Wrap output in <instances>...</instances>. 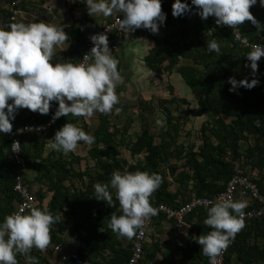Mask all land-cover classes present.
Returning <instances> with one entry per match:
<instances>
[{
  "label": "trees",
  "instance_id": "16d2710c",
  "mask_svg": "<svg viewBox=\"0 0 264 264\" xmlns=\"http://www.w3.org/2000/svg\"><path fill=\"white\" fill-rule=\"evenodd\" d=\"M37 3L44 4L45 0H37ZM187 3L191 5V0H187ZM34 8L38 7L33 2L26 3L24 6L27 11H32ZM193 9L195 12L189 17L191 20L195 16H200L197 6L193 5ZM162 11L170 17V20L177 18L172 14V5L162 7ZM250 11L261 24H264V7L257 3L250 8ZM37 12L44 14L43 10ZM12 16L13 14L8 10L6 25L16 22L11 20ZM215 21L214 16H209L207 19L199 17L195 28L185 29L182 33L181 41L170 40L165 43L164 47L157 45L152 50L147 58V65L158 75L171 74L180 65L182 59L192 62L191 65L181 67V74L195 95L191 99L189 98V101L175 95L173 85L168 87L170 97H162L158 102L160 109L164 111V117H166V127L159 132V142L145 117L140 134L133 137L135 140L130 139L128 135L129 125L132 122L122 128L117 124L111 126L108 122L109 117H104L94 134L95 148L92 155L93 158L98 159L96 167H100L104 172L94 176L92 170L87 168L84 175L89 177L91 184L85 191L72 194L63 193L59 186L64 187V180L72 174V166L68 170L62 159L57 161L43 159L46 139L50 134L55 135V126L48 133L34 134L24 138L23 154L28 163V171L38 172L41 170L47 173L41 177V182H48V186H46L48 192L43 189L33 190V186L29 187L30 190L38 200L41 209H44L42 202L51 192L53 193L52 199L47 203L45 209L53 214L62 212L68 219L79 215L78 221L71 220L68 223H63L60 219L57 222V224L60 223L61 226L68 228L75 239L84 243L89 242L90 246L95 247L94 244H90V240L91 238H101V235L96 234L97 230L108 231L111 214H123L119 212L120 204L114 189H112L114 204L111 206L106 201L96 199L94 188L96 182H109L114 170L123 171L128 165L127 162L118 159L119 152L115 141L118 135L122 137L120 145L126 147L132 157L143 155L142 159L129 166L127 171L134 172L139 169L156 172L163 177V183L150 197L152 205L165 203L173 208H178L194 196L214 198L226 189L228 182L236 175L245 176L253 181L264 195V61L262 59L258 61L259 69L253 77L252 69L247 66L250 61L245 56L251 49L236 43L232 32L223 28V25H217ZM242 25L245 35L252 42L264 44V30L258 31L257 27L249 20L243 22ZM212 29L215 33L210 36L209 31ZM78 32L76 25L73 28V35L76 36ZM213 38L217 39L220 44L221 51L219 53H209L206 50L207 42ZM182 41L183 43L180 44ZM232 76L237 80L258 78L260 83L251 89L241 86L236 91H229L232 86L228 83V78ZM194 101L197 102L195 109L192 108ZM144 104L141 105L143 108ZM182 106L186 107L187 111ZM145 107L148 111L157 114L153 105ZM178 107L183 109L181 112L186 111L185 118L207 117V121L203 123L196 135L197 140L202 141L200 146L190 144L191 146L189 145V149L186 150L185 144L178 143L179 131L182 129L180 125L182 117L177 114L180 112ZM53 109L54 106L50 108V111ZM48 114L26 119L24 124L44 122L47 120ZM66 119L65 116L58 122L60 128L68 122ZM14 122L15 120L12 121V123ZM72 123L82 127L77 121ZM18 127H20V123L13 124V129ZM188 134L187 138H190L191 131ZM27 142L38 143L34 147H27ZM172 147L175 148L173 151H171ZM101 157H105V160L103 161ZM173 160H176L177 163L184 161V169L172 164ZM164 167L168 168L174 179L173 183L177 185L175 192L170 188L171 183ZM63 168L68 176L60 175V169ZM54 170L57 173V178L53 174ZM14 175L15 166L11 157V143L7 133H0V221L6 215L12 214L19 200L14 191ZM78 175L83 177L81 174ZM25 183L27 185L26 179ZM188 193L190 196L185 199ZM70 199H72V203ZM252 203H247L244 211L258 207L257 203L253 205ZM67 207L69 210H66ZM104 214H108L109 218L103 216ZM206 217L207 209L201 208L187 219V223L192 225L191 234L197 231L199 237L211 230L210 226L204 223ZM164 220L167 218L160 216L154 224H160ZM144 248L145 252L149 251L147 243ZM194 249V254L189 257V259L191 258L190 264H209V257L203 254L198 241L195 242ZM161 251L162 249L158 247L157 251L152 254L147 252V257L154 259ZM79 253L85 256L83 252ZM29 254L38 257L39 264H49L42 257V250L33 248ZM131 254V251L127 250L122 264L127 263ZM88 258L91 259L90 256ZM24 259V255L18 254V262H22ZM224 264H264V216L250 221L239 231L235 244L226 255Z\"/></svg>",
  "mask_w": 264,
  "mask_h": 264
},
{
  "label": "clouds",
  "instance_id": "9594fccd",
  "mask_svg": "<svg viewBox=\"0 0 264 264\" xmlns=\"http://www.w3.org/2000/svg\"><path fill=\"white\" fill-rule=\"evenodd\" d=\"M257 3L264 7V0H175L173 16H181L197 6L202 19L216 18L217 25H227L237 30V25L246 20L252 22L258 31L264 30L250 8ZM90 15L103 16L116 14L120 28L128 33L138 28L158 33L166 20L162 11V0H87ZM62 11V10H61ZM123 13V18L118 16ZM69 40L65 26L44 20L30 23L13 22L0 25V133H11L12 121L20 108L48 114L52 102H58L53 120L72 114L91 118L96 112H120L117 86L123 83L118 65L119 60L112 54L107 33L90 36L93 47L86 53L82 62L53 63L57 47ZM149 42L144 39H136ZM247 43V41H245ZM209 53L221 51L217 39L207 42ZM252 75L259 69L258 61L264 57V44H251L245 55ZM92 58V63L87 61ZM232 86L251 89L260 83L258 78L237 80L228 78ZM160 126L166 124V117L156 120ZM43 126H40L42 129ZM32 130V126H28ZM39 130V129H38ZM49 147L65 154L77 150L79 142H95V137L72 122L65 123L49 140ZM13 146H19L14 141ZM163 183V177L156 172L136 170L134 172L114 170L109 182H96V199L113 206V192L122 208L121 215L111 214L109 227L121 237L132 238L149 216L157 214V208L150 202L152 194ZM246 200L218 199L207 209L204 223L210 226L207 234H201L197 241L209 264H219L221 254L231 244L235 235L245 226ZM62 212L53 214L47 209L32 207L25 212L8 214L0 221V264H18V254L25 256L26 264H39V258L29 253L33 248L45 249L51 239L52 227L60 221Z\"/></svg>",
  "mask_w": 264,
  "mask_h": 264
},
{
  "label": "crops",
  "instance_id": "0c3cea01",
  "mask_svg": "<svg viewBox=\"0 0 264 264\" xmlns=\"http://www.w3.org/2000/svg\"><path fill=\"white\" fill-rule=\"evenodd\" d=\"M33 3H35L38 8H34L32 11L26 10L27 13L20 15L17 22L30 23L36 21L35 16L38 14L37 11L43 10L44 14L42 16L44 21L57 25H64L65 31L69 35V40L63 45L57 47L53 57V63H77L82 53L85 51L86 40L90 39L92 34H96L97 28L116 18V14L103 16L102 14L95 13L90 15L87 10V0H45L44 4L37 3V0H35ZM8 10V7L2 9L4 14H0V25H6L5 23ZM194 12L195 10L193 9L184 15L176 16L177 18H173L172 20H170V17L166 15V20L162 25H160L158 33H152L149 29L138 28L135 32L130 33L120 29L115 34L114 44L117 46V50L112 49L113 43H109V46L113 51V56L119 60L118 69L124 80L123 83L119 84L116 89L119 94L120 102L115 107H120L122 110L120 112L113 110L111 113H114L119 118L121 117L120 114H127L129 116V111L132 110V107H142V104L152 102L153 98H157L159 96L163 87H169L170 85H173L175 91L177 92L178 90L179 94L181 93L179 97L184 99L182 88L183 83L186 84V82L181 74V67L191 65L192 62L190 60L182 59L180 65H178L171 74L158 75L148 67L147 58L157 45L164 47L165 43L170 40L173 42L181 41L182 33L185 29L191 30L192 28H195L197 19H199L200 16H195L193 17V20H191L189 17ZM118 16L123 17V13H118ZM75 23L79 31L76 36L73 35V28L74 26L76 27ZM212 31L214 30L212 29L209 31V35ZM140 38L146 39L150 45H147L145 41L136 40ZM182 43L183 41L180 42V44ZM185 96L188 98L193 97L194 95L188 93ZM55 103L56 101L52 102V107H55ZM41 115L47 116V114H41L38 111L34 112L28 108H21L16 113L15 122L13 124L15 125L20 123L21 127L26 125L24 124L26 119L38 116L41 117ZM66 117V121H77L79 125L85 128L84 130L86 132L94 135L101 125L102 119L109 116L108 113L104 114L96 112L91 118L73 116L72 114H68ZM133 121L134 119L130 117L129 122L133 123ZM108 122L111 126L117 124L118 127H122L124 125L120 124L122 121H118V123L116 121L114 123L108 119ZM58 129H60V126L57 123L55 125V132ZM53 137L54 136L50 134V136L46 139L43 159H51L52 161L62 159L68 170L70 166H72V174L70 176H68V173L64 168L60 169V175H67L68 178H66L63 182L65 188L63 186L59 187H61L63 193L72 194L78 191H85L91 184L89 177L84 175V173L87 172V168L92 170V175L94 176H97V173L104 172V170L100 167H96L98 159L92 157L94 154L93 149L95 148L94 143L87 144L80 141L76 151L65 154L62 151H56L49 147V140ZM36 143L38 142H27L26 144L27 147H34ZM192 143H197V146H200V139H196L192 141ZM101 159L104 161L105 157H101ZM44 174L47 173H45V171L42 172L41 170L38 172L27 171L25 175L27 185L30 188L33 186V190H47L46 186H48V182H46L44 178L43 180L46 184L45 182H41V177ZM53 174H55V177L57 178L55 170L53 171ZM78 174L83 175V177ZM35 179H37L36 182ZM176 189L177 187L171 190L175 192ZM52 196L53 193L49 192L42 202V207L44 209L47 207V203H49L52 199ZM188 196H190V193L186 194L185 199H187ZM187 201L188 200L185 202ZM70 202L72 203V199H70ZM66 210H69V208L67 207ZM119 212H122L121 207ZM103 216H107V219L109 218L108 214H104ZM78 217L79 215L75 218L68 219V217L62 215L61 220L63 223H68L71 220L78 221ZM191 228L192 225L187 224L183 230H180L170 220H164L160 224L155 223L147 237L146 243L149 247V251L147 252L148 254H152L154 251H157L158 247H160L162 251L157 254L154 259H149L147 257V252L144 251V256L140 264H190L191 258L189 259V257H191L195 252L194 245L198 238L197 231L191 234ZM51 233L54 236V240L63 245L64 251L83 252L85 256L87 255V258L90 256V260L95 264H122L127 250L131 251L132 254L134 251L135 237L134 239L129 240L128 237H121L111 228H109L108 231H105V229L97 230L96 234L101 235V238H91L90 240V244H94L95 247L90 246L89 242L84 243L81 240L75 239L70 230H68L65 226H61L60 223L55 224L52 227ZM42 253V257H44L49 264H65L61 261L60 255L56 253L45 251L44 249L42 250ZM18 264H26L25 259L22 262H18Z\"/></svg>",
  "mask_w": 264,
  "mask_h": 264
},
{
  "label": "built area",
  "instance_id": "2783aa9c",
  "mask_svg": "<svg viewBox=\"0 0 264 264\" xmlns=\"http://www.w3.org/2000/svg\"><path fill=\"white\" fill-rule=\"evenodd\" d=\"M30 2H35V0H11L8 5L9 11L13 14L11 20L17 22V19L20 17V15L26 14L27 12L24 9V6L26 3L29 4ZM174 2L175 0H162V7L173 5ZM42 15L43 14L38 13L35 16L36 21L44 20ZM119 17L123 18L121 16ZM223 28L230 30L234 35L235 42L245 48L251 49V44L260 43L252 42L250 38L245 35L242 24L236 26V28H238L237 30H234L233 27L227 25H223ZM120 29L121 28L116 17L115 19L108 21L101 27L97 28L96 34L107 33L109 43H113L112 49L117 50V46L114 44V41L115 34ZM213 34L214 31L210 32V36ZM245 41H247V43H245ZM92 47V41L87 39L85 43V51L82 53L77 63L82 62L84 55L89 53ZM261 59L264 61V57H261ZM92 62V58L87 61V63ZM57 107L58 102L55 103L54 109L48 114L46 121L29 123L12 129L11 133H7L11 143V157L15 166L14 191L17 193L19 199L17 201L16 208L12 213L18 211L21 207L25 209V212L30 211L32 207L40 208L38 200L30 190L29 186L25 183V175L28 171V163L23 154V141L27 136L50 132V130L65 117L61 116L60 118L53 120V116ZM28 126H32L31 131L28 130ZM40 126H43L42 129ZM14 141H19L20 145L13 146L12 144ZM218 199L246 200L249 204L253 202L252 205L257 203L258 207H254L251 210H245V225L254 219L264 216V195L259 191L257 185L253 181L245 176L236 175L228 182L226 189L214 198L194 197L178 208H173L165 203L154 204L153 206L157 208V214L147 217L143 226L137 231L134 241V251L127 264H140L144 256V246L147 241V237L154 225L155 220L160 216L166 217L167 220L172 221L178 229L183 230L188 224L187 219L197 209H208L210 204L216 202ZM238 233L232 239V242L228 248L221 254L219 258V264L225 263L226 255L231 247L235 244ZM44 250L60 255L61 261L65 264H95L89 258L81 255L77 251H64L63 245L54 240L52 233L49 245Z\"/></svg>",
  "mask_w": 264,
  "mask_h": 264
},
{
  "label": "rangeland",
  "instance_id": "374dc122",
  "mask_svg": "<svg viewBox=\"0 0 264 264\" xmlns=\"http://www.w3.org/2000/svg\"><path fill=\"white\" fill-rule=\"evenodd\" d=\"M178 81H180V80H178ZM167 87L168 86L163 87V89H161V92H160L159 96L157 98H153V101L152 102L145 103L143 105L144 108L143 107H132V110L129 111V116L134 119L133 123H131L129 125L128 135H129L130 139L135 140V138H133V137L140 134L141 129H142V125H143V118L145 117V118H147V122H148L149 126H151L152 133L155 136H157L156 137L157 141L158 142L160 141L159 132H160L161 129H163L164 127H166V124L164 126H160V125H158L156 123V120L158 118H161V116L164 117V111L162 109H160L158 102H159L160 99H162V97H170V92L167 89ZM182 89H183V92L182 93H183L184 99L190 101L189 98H192V97H188L187 98V96H185V95L188 94V93H191V94L195 95V93L185 83H183V88ZM180 94H179L178 90H177V92L175 91V95L180 96ZM150 105H153V107H155V111L157 112V114H154L153 112L148 111L146 109L147 107H145V106H150ZM196 106H197V102L194 101L192 108L195 109ZM180 107H178V108H180ZM182 108L183 109H186V111H187V108L186 107H183L182 106ZM182 108H180L179 109L180 112L177 113L179 117H182L181 118V123H180L182 129L179 131L180 132L179 133L180 134V137H178V143L185 144V149L188 150L189 149V145L190 144H193L192 141H194V140L197 139V136L196 135L200 131V128L202 127L203 123L205 121H207V117H202V118H194V117L185 118L184 115L186 114V111L181 112L183 110ZM120 115H121V117L119 118L114 113H111V112L108 113V116H109V119H110L111 122H114L115 123L117 121V123H118V121L119 122L122 121V123H120V124L121 125L124 124V125L127 126L128 125V122L130 121V117L127 114H123V115L120 114ZM122 128H124V127H122ZM190 131L192 133V136L190 138H187L188 135H189L188 133ZM186 138H187V140H186ZM121 140H122V137L120 135H118L116 137V139H115L116 145H117L116 148H117V150L119 152L118 159L120 161H125V162L128 163V165L126 166V168L123 171L120 170L121 172H124L125 170L128 169L129 166H131L133 164H136L139 159H142V156L143 155L136 156V157H132L130 155L129 151H127L126 147L120 145ZM185 140H186V143H185ZM196 144L197 143H195V145ZM201 144H202V141H200V145ZM174 149L175 148L172 147L171 148V151H173ZM90 163H92V162H90ZM171 163L174 164V165H177L180 169H184V167H185L184 166V163H185L184 161L181 162V163H177L176 160H173V161H171ZM164 169L167 170L166 171L167 172V176H168V179H169V181L171 183L170 188L173 189V188L177 187V185L173 183L174 179L171 176L170 171L168 170V168L164 167Z\"/></svg>",
  "mask_w": 264,
  "mask_h": 264
},
{
  "label": "water",
  "instance_id": "95a60500",
  "mask_svg": "<svg viewBox=\"0 0 264 264\" xmlns=\"http://www.w3.org/2000/svg\"><path fill=\"white\" fill-rule=\"evenodd\" d=\"M2 1H4V3H2ZM9 5V0H0V14H4V12L2 11L3 8L8 7ZM3 17V16H2Z\"/></svg>",
  "mask_w": 264,
  "mask_h": 264
},
{
  "label": "flooded vegetation",
  "instance_id": "af4514ba",
  "mask_svg": "<svg viewBox=\"0 0 264 264\" xmlns=\"http://www.w3.org/2000/svg\"><path fill=\"white\" fill-rule=\"evenodd\" d=\"M8 1V0H7ZM2 3H4V1H2Z\"/></svg>",
  "mask_w": 264,
  "mask_h": 264
}]
</instances>
